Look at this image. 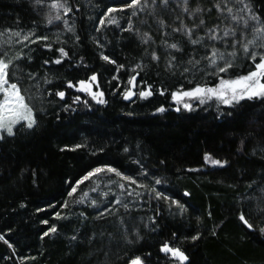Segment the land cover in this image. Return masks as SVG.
<instances>
[{
    "label": "trees",
    "instance_id": "obj_1",
    "mask_svg": "<svg viewBox=\"0 0 264 264\" xmlns=\"http://www.w3.org/2000/svg\"><path fill=\"white\" fill-rule=\"evenodd\" d=\"M50 2L46 0V5L37 9L33 0H0V32L8 27L25 32L32 29L36 35L50 37L25 48L5 44L8 34L0 36V53L8 50L11 57L22 49L25 54L16 62L22 69L19 82L38 118L34 130L19 129L15 137L0 142V234L14 246L10 248L0 240V264H126L136 256L145 264H176L160 251L164 242L185 250L189 256L186 264H264V244L258 233L248 234L239 220L244 212L257 228L264 226V215L257 210L264 193L248 187L260 180L264 160L250 154L254 146L251 140L244 151H238L246 133L264 129V103L244 100L225 106L206 100L191 103L189 111L175 104L171 95L197 83L212 86L220 76L246 74L254 67L251 59L240 48L227 75H205L198 69L185 73L183 68L191 67L186 63L167 67L165 50L162 45L158 48L162 33L156 23H142L144 12L132 17L131 9L120 11L125 0H70L74 11L66 19L69 25L74 21V33L66 30L63 20L46 25ZM197 2L190 0V6ZM203 3L208 7L212 0ZM108 7L117 8L111 15L116 16L118 25L100 26ZM176 15H182L180 8L165 14L169 25L175 26ZM129 17L136 29L150 32L155 42L145 45L134 32L121 31V27H128ZM216 22L213 10L208 23ZM167 31L171 33V28ZM168 39L171 42L182 37ZM45 43H51L52 49L45 48ZM59 47L69 56L62 64H45V60L59 56ZM217 47L231 51L223 43ZM153 49L161 57L158 62L151 59ZM250 50L264 51L251 46ZM102 52L117 63L102 60ZM121 64L124 67L117 71ZM137 64L141 67L136 68ZM203 67H207L206 61ZM29 71L36 74L35 80L28 78ZM93 73L98 75V87L93 83V90L104 93L105 104L67 86L68 80L75 84ZM132 76H136L137 94L126 100L124 92L130 88ZM45 78L50 83H44ZM149 84L153 95L141 98L139 91ZM161 89L165 90L163 95ZM57 91H64L65 96L60 98ZM161 106L165 111L157 112ZM205 153L228 163L210 167ZM106 165L178 200L183 210L168 200H157L154 193L136 185L128 190L135 189L140 195L128 196L117 184H109V176L119 181L115 174L101 177L94 193L91 189L95 185L85 180L69 196L78 180ZM141 171L147 175H139ZM156 178L162 180L160 185L155 184ZM86 192L88 197L82 199ZM93 199L99 208L92 206ZM116 199L129 203L130 211L116 204ZM105 207L112 214L97 218V212ZM152 217L155 223H151ZM52 226L57 231L45 236ZM100 233H104L103 240ZM197 233L199 239L193 241L191 236ZM73 236L77 238L73 240ZM125 237L136 242L127 244Z\"/></svg>",
    "mask_w": 264,
    "mask_h": 264
},
{
    "label": "snow or ice",
    "instance_id": "obj_2",
    "mask_svg": "<svg viewBox=\"0 0 264 264\" xmlns=\"http://www.w3.org/2000/svg\"><path fill=\"white\" fill-rule=\"evenodd\" d=\"M33 4L39 9L46 5V0H33ZM174 4L175 7L173 6ZM47 7L49 8V12L45 14L46 25H52L54 21L63 20L66 30L75 32L74 21L72 25H69V21L66 19L74 11L70 0H51L50 3H47ZM176 8L181 9L182 15H176L173 22L175 26L169 25L165 14L174 12ZM124 9H131L132 17L137 16L138 12H144L146 19L142 23L150 24L154 22L158 25L162 33V40L158 48L161 45L163 46L165 55L168 57V68H175L183 62L191 66L183 68L185 73L198 69L204 71L205 75H218L219 73L227 75L229 70L235 66V61L238 58V49L242 48L245 55L251 59L254 67L246 74L235 75L229 78L220 76L218 83L212 86L197 83L193 88L172 92V99L177 103L183 102L185 109L191 111L193 108V105L186 102V100H199L203 104L206 102L205 98L209 100L215 99L225 106L239 105L244 100H259L264 103V51L257 52L250 50V46L264 49V0H212V3L208 7L204 6L203 0H198L195 7L190 6V0H130V2L129 0H125L121 5L120 11ZM78 10L79 6L77 5L76 11ZM213 10H215L217 22L209 25L208 18L211 17ZM116 12L117 8L108 7L104 16L99 20L100 26L106 24L118 25L116 16L111 15ZM186 20H191L192 23L188 24ZM17 24H19V19H17ZM168 28H171V33L167 31ZM99 30L100 28L98 27L96 31ZM121 31L134 32L140 36L141 43L145 45L155 42L150 32L145 31L141 33L139 29H136L131 17L128 20V27H121ZM5 34H8V39L4 41L5 44L9 46L13 43L21 44L25 48L37 41H48L50 39L47 35H36L32 29L25 32L19 28L13 29L8 27L3 32H0V36ZM249 35H251V39L247 38ZM169 36H179L182 39L170 42ZM75 39L79 42L80 36L76 35ZM57 40L59 42V37ZM97 43L99 44V41ZM220 43L224 44L225 49L231 48V51H221L217 47ZM44 47L51 50L53 46L51 43H45ZM56 51L59 53V56L54 60H45V64L55 63L59 65L69 56V52L64 47H59ZM145 52L148 53L147 48H145ZM24 55L22 49L15 56L11 57H9L8 50L0 53V142H5L9 137H15L19 129L34 130L38 125V118L34 107L27 102L19 82V73L22 69L16 62L21 60ZM150 56L153 61L158 62L161 59L157 49H153L150 52ZM185 56L187 57L186 60L184 59ZM28 59L30 60L31 57H28ZM101 59L113 64L117 63L103 52L101 53ZM205 61L207 62L206 68L203 67ZM81 62H83V58H81ZM220 62L223 63L221 64ZM123 67L124 65H119L117 71ZM140 67L141 65H136V68ZM208 69H211V71H208ZM27 75L30 80H35V73L29 71ZM44 83H50V81L45 78ZM93 83H96L98 87V75L96 73H93L86 80H79L75 84L72 80H68L67 86L69 88L76 87L78 91L90 95L97 103L105 104L106 101L103 99L104 93L102 91H94ZM129 84L132 87L126 89L124 92V99L126 100L137 94L134 91L137 86L136 76L130 77ZM164 91V89H161L160 94L163 95ZM56 95L63 98L65 92L57 91ZM138 95L141 98L152 96V85L149 84L146 88L140 90ZM80 99L79 96L75 97L76 101ZM156 111L164 112L165 108L161 106ZM176 111H180V109L177 108ZM228 114L231 115V113ZM261 133H264V129H261L260 132L252 130L246 133L241 139V146L238 151H244L246 143L251 140L254 146L250 149V154L257 159L264 160V134ZM76 147H81V145H76ZM204 159L214 166L223 167L228 163L227 160L221 161L213 158L209 153H205ZM98 174H115L119 178V181L127 182L120 183L119 181H113L111 176L108 177L109 184H117L119 189L128 196H132L133 194L140 195L139 192H135V189L128 190L132 185H136L137 187L147 189L150 193H154L157 200H168L183 210L184 206L178 200H173L172 197L165 195L164 192L158 191L154 187L142 183L136 177L125 174L119 169L108 165L96 167L94 170L89 171L87 175L76 182V186L71 188L69 196L77 192V188L81 183ZM139 175L146 176L147 172L141 171ZM259 176L260 180L250 182L248 187L253 192L259 189L261 193H264V165L261 166ZM161 183V179H155L156 185H160ZM95 190L93 189V191ZM185 195H188V193L185 192ZM86 198L87 193H83L82 199ZM115 203L122 205L126 212L130 211L129 203H125L120 199H116ZM92 206L99 208L97 200H92ZM64 207H67V204ZM257 210L261 215H264V197L261 198L260 206H258ZM105 213L112 214L111 210L105 207L103 211L97 212V218H104ZM56 216L60 217L61 214L56 213ZM239 220L246 226L248 234L258 233L260 243L264 244V226L257 228L251 216L246 215L244 212L240 213ZM150 221L151 223H155V218H150ZM44 223H47V221H44ZM56 231V226H52L44 235L47 236L49 233H55ZM99 235L101 240H103L104 233H100ZM108 235L110 238L112 237L111 233ZM76 238V236L72 237L73 240ZM95 238L96 234L94 233L90 240L94 241ZM136 239H140L138 233L136 234ZM191 239L193 241L199 239V233L191 236ZM0 240H3L10 248L14 247L2 234H0ZM135 242V240L125 237V243L132 244ZM160 251L169 255L176 264H186L189 261L186 251L181 247L172 245L170 242H164L160 246ZM105 256H108L107 252ZM126 264H129V262H126ZM130 264H145V261L140 256H136L134 259H131Z\"/></svg>",
    "mask_w": 264,
    "mask_h": 264
},
{
    "label": "rangeland",
    "instance_id": "obj_3",
    "mask_svg": "<svg viewBox=\"0 0 264 264\" xmlns=\"http://www.w3.org/2000/svg\"><path fill=\"white\" fill-rule=\"evenodd\" d=\"M83 94H85L86 96H88V94L87 93H85V92H82ZM205 100H209V99H207V98H205ZM210 100H215V99H210ZM199 100H186V102H189V103H195V102H198ZM215 101H217V100H215ZM175 102V104H177V105H180V106H182L183 107V102H181V103H177L176 101H174ZM217 102H219V101H217ZM220 103V102H219ZM220 104H222V103H220ZM207 164H208V166H210V167H214V165H212L210 162H207ZM108 175H110V174H107V175H105V174H98L97 176H94V177H91L90 179H88V182H91V184L94 186V189H97V187H98V183H99V179H101V177H103V176H108ZM92 190V192L94 193V191H93V189H91ZM96 191V190H95ZM87 194H88V192H86ZM87 197H88V195H87ZM130 264V263H129Z\"/></svg>",
    "mask_w": 264,
    "mask_h": 264
},
{
    "label": "water",
    "instance_id": "obj_4",
    "mask_svg": "<svg viewBox=\"0 0 264 264\" xmlns=\"http://www.w3.org/2000/svg\"><path fill=\"white\" fill-rule=\"evenodd\" d=\"M132 86L130 85V88H131ZM133 97V96H132ZM132 97L129 99V100H131L132 99Z\"/></svg>",
    "mask_w": 264,
    "mask_h": 264
}]
</instances>
